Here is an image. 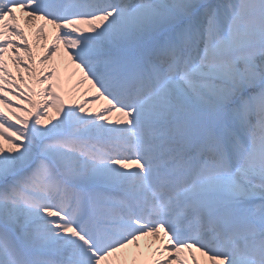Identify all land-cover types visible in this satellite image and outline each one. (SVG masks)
I'll list each match as a JSON object with an SVG mask.
<instances>
[{
	"label": "snow or ice",
	"instance_id": "snow-or-ice-1",
	"mask_svg": "<svg viewBox=\"0 0 264 264\" xmlns=\"http://www.w3.org/2000/svg\"><path fill=\"white\" fill-rule=\"evenodd\" d=\"M0 264H264V0H0Z\"/></svg>",
	"mask_w": 264,
	"mask_h": 264
},
{
	"label": "rangeland",
	"instance_id": "rangeland-1",
	"mask_svg": "<svg viewBox=\"0 0 264 264\" xmlns=\"http://www.w3.org/2000/svg\"><path fill=\"white\" fill-rule=\"evenodd\" d=\"M6 59H7V54H6ZM9 63H11V62L9 61Z\"/></svg>",
	"mask_w": 264,
	"mask_h": 264
}]
</instances>
